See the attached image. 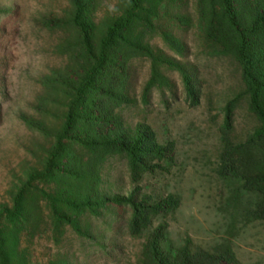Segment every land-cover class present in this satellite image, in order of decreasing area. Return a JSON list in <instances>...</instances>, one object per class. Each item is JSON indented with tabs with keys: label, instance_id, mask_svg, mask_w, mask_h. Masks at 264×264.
Masks as SVG:
<instances>
[{
	"label": "rangeland",
	"instance_id": "374dc122",
	"mask_svg": "<svg viewBox=\"0 0 264 264\" xmlns=\"http://www.w3.org/2000/svg\"><path fill=\"white\" fill-rule=\"evenodd\" d=\"M93 2L97 47L130 0ZM74 13L73 0H0V264H138L146 240L162 222L168 224L162 243L167 253L175 254L188 240L193 248L208 251L230 241L241 264H264V220L246 214L259 195L218 173L227 109L232 107L228 138L233 144L244 143L260 122L250 110L241 65L214 55L207 42L198 0L162 1L152 19L155 32L146 34L144 44L177 66L158 62L170 86L155 87L144 98L153 59L142 53L128 67L130 103L117 111L129 130L145 124L158 143L174 142L173 159L134 183L128 159L109 157L98 193L102 201H111L81 215L59 204L60 216L70 220L55 227L50 197L56 199L67 184L29 182V177L42 173L63 128L72 96L68 75L85 66ZM165 34L183 45L182 54L170 48ZM185 75L195 88L196 105ZM21 190L23 216L12 222L4 211L14 208ZM168 194L181 197L180 208L156 217L149 229L131 237L129 200L139 202L148 195L158 201Z\"/></svg>",
	"mask_w": 264,
	"mask_h": 264
},
{
	"label": "trees",
	"instance_id": "16d2710c",
	"mask_svg": "<svg viewBox=\"0 0 264 264\" xmlns=\"http://www.w3.org/2000/svg\"><path fill=\"white\" fill-rule=\"evenodd\" d=\"M93 1L73 0L72 24L81 45L79 54L85 53V66L81 67L82 71L78 69L68 75L72 96L63 128L42 173L29 177V182L46 180L67 184L63 190L58 189L56 199L50 197L56 228L62 220H70V217L60 216L59 204L68 212L81 215L111 201H102L98 193L101 169L109 157L125 156L132 182L139 183L144 175L165 168L163 163L172 160L175 151L174 142L158 143L150 126L140 124L131 131L117 114L123 105L130 103L126 85L128 67L134 57L146 53L153 59L144 98L155 87L170 86L158 62L177 66L162 55H155L144 44L146 34L155 32L152 19L163 0H130L124 14L108 27L97 47L92 35L95 30L91 18ZM198 4L207 42L215 49L214 55L232 57L241 65L250 110L260 122L259 128L244 143L233 144L228 138L232 107L227 109V120L222 128L225 145L218 173L223 178L240 180L242 189L259 195L255 207L246 214L250 220H264V0H198ZM164 38L172 50L183 53V45L178 40L168 34ZM185 79L191 103L196 105L195 88L189 76L185 75ZM72 146L77 150H72ZM22 192L17 195L14 208L4 211L12 222L23 216ZM181 203V197L176 194H168L158 201L148 195L139 202L131 198L129 204L133 213L127 224L128 234L133 238L140 236L156 217L175 213ZM167 230L166 222L153 230L138 264H241L230 241L208 251L193 248L188 240L175 254L167 253L162 246Z\"/></svg>",
	"mask_w": 264,
	"mask_h": 264
}]
</instances>
